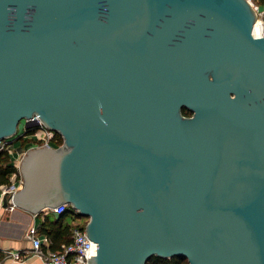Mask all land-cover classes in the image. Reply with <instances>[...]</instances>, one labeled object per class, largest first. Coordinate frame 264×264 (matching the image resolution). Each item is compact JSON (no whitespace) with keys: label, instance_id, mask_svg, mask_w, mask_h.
Here are the masks:
<instances>
[{"label":"water","instance_id":"obj_1","mask_svg":"<svg viewBox=\"0 0 264 264\" xmlns=\"http://www.w3.org/2000/svg\"><path fill=\"white\" fill-rule=\"evenodd\" d=\"M257 19L250 0H0V141L34 116L63 138L24 155L16 207L87 218L89 264H264Z\"/></svg>","mask_w":264,"mask_h":264},{"label":"built area","instance_id":"obj_2","mask_svg":"<svg viewBox=\"0 0 264 264\" xmlns=\"http://www.w3.org/2000/svg\"><path fill=\"white\" fill-rule=\"evenodd\" d=\"M254 9L258 14L255 24L254 34L258 37L264 36V6L253 2ZM259 24V28L256 25ZM24 122L25 131L20 135V126ZM14 137L0 141V152L9 154L12 164L18 169L19 174H13L8 184L0 187L1 207L9 212L17 209L13 198L15 193L23 188V178L20 172V164L24 155L30 149L38 148H58L62 143L58 139V133L47 128L44 123L34 116L32 119L23 120ZM66 211H75L69 204H61L55 208L44 210L45 214H52L57 217ZM72 240L65 244L60 250L51 248L52 241L48 236L39 234L38 226H32L26 233V238L31 242L27 250H5L4 257L13 262H24L31 257L39 258L43 264H89V258L97 253V244L89 239L85 228L79 224L78 220L69 221Z\"/></svg>","mask_w":264,"mask_h":264},{"label":"trees","instance_id":"obj_3","mask_svg":"<svg viewBox=\"0 0 264 264\" xmlns=\"http://www.w3.org/2000/svg\"><path fill=\"white\" fill-rule=\"evenodd\" d=\"M258 4L264 6V0H258ZM185 115H191L187 110H183ZM59 141L63 144V138L58 134ZM19 174L18 169L12 164L9 154L5 151L0 152V187L8 184L13 174ZM73 220H80L81 217L76 211H66L55 220L51 219V216H47L43 219L40 224L39 233L41 235L48 236L52 245L53 250H60L65 244H69L72 240L70 223L67 218ZM79 224L85 228L86 222H79ZM147 264H189L185 257H172V258H161L157 256L151 257Z\"/></svg>","mask_w":264,"mask_h":264},{"label":"crops","instance_id":"obj_4","mask_svg":"<svg viewBox=\"0 0 264 264\" xmlns=\"http://www.w3.org/2000/svg\"><path fill=\"white\" fill-rule=\"evenodd\" d=\"M47 216H51L53 220L57 218L55 215L44 212L35 215L19 208L13 212H9L3 207L0 208V264H43L37 257H31L24 262H13L4 257V251L29 249L31 242L25 236L27 231L35 225L40 227L43 219ZM67 221H70V217L67 218Z\"/></svg>","mask_w":264,"mask_h":264},{"label":"rangeland","instance_id":"obj_5","mask_svg":"<svg viewBox=\"0 0 264 264\" xmlns=\"http://www.w3.org/2000/svg\"><path fill=\"white\" fill-rule=\"evenodd\" d=\"M253 2L258 3V0H252ZM24 122H22L21 126H20V135L24 133L25 131V127H24ZM71 220V219H70ZM79 222H87V218L82 217L80 220H78Z\"/></svg>","mask_w":264,"mask_h":264},{"label":"bare ground","instance_id":"obj_6","mask_svg":"<svg viewBox=\"0 0 264 264\" xmlns=\"http://www.w3.org/2000/svg\"><path fill=\"white\" fill-rule=\"evenodd\" d=\"M256 28H257V29L259 28V24H258V25H256Z\"/></svg>","mask_w":264,"mask_h":264}]
</instances>
